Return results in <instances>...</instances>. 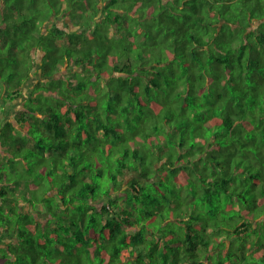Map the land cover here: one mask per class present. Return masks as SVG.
I'll return each mask as SVG.
<instances>
[{
	"label": "trees",
	"instance_id": "1",
	"mask_svg": "<svg viewBox=\"0 0 264 264\" xmlns=\"http://www.w3.org/2000/svg\"><path fill=\"white\" fill-rule=\"evenodd\" d=\"M7 57L0 264H264V0H0Z\"/></svg>",
	"mask_w": 264,
	"mask_h": 264
},
{
	"label": "rangeland",
	"instance_id": "2",
	"mask_svg": "<svg viewBox=\"0 0 264 264\" xmlns=\"http://www.w3.org/2000/svg\"><path fill=\"white\" fill-rule=\"evenodd\" d=\"M58 17H56V18H54L53 17V21L55 22V23H57V25H61V21L62 20H64V19H66L62 14H60V15H57ZM47 25H48V22L47 23H45L44 24V26L43 27H47ZM49 26V25H48ZM50 27V26H49ZM76 27H74L73 26V29H75ZM109 35H110V33H109ZM4 52L5 53H7L8 52V46H5L4 47ZM8 58L9 57H7V59H5V58H3L2 59V63H1V65H0V68H1V74H0V79H2L3 81H4V78H2V77H7V75H9L10 74V65H11V62L8 60ZM35 59H36V61L39 63L40 62V54H38V55H36L35 56ZM37 68H38V66H36ZM67 70H68V68H67V66H64L63 67V69H62V72L64 73V74H67ZM20 71H24L25 73H26V69L25 68H23V67H21L20 68ZM18 72V71H17ZM40 72V71H39ZM39 72H38V74H39ZM22 73V72H21ZM22 74H24V73H22ZM71 73H69V75H70ZM38 75H36V77H37ZM72 76H70V78H71ZM33 80H35V77L33 78ZM77 80V77L75 76V77H72L71 78V82H73V83H75V81ZM33 83V82H32ZM1 84L2 83H0V86H1ZM31 84V83H30ZM28 86H29V84H28ZM27 91V89L25 90V92ZM180 101H178V99H175V97H171V98H167L165 101H164V103H162V104H165L166 106L164 107V108H161V107H159V108H153V111L155 112V114H161V112H162V110H164V109H169L170 107H172V106H178L177 104L179 103ZM15 103H17V102H15ZM2 109L3 108H1V106H0V111H2ZM5 110V109H4ZM16 131V130H15ZM14 131V132H15ZM25 156H24V154L21 156V160L20 161H18V166L20 167V171L18 172V173H16V175H15V181L16 180H18V182L20 181L19 180V178L22 176V175H25L26 177L27 176H29V174H30V172L28 171L29 170V168H31V170H32V172H31V174L32 173H34L36 170H38V168L36 167L37 165H38V163H40V161H41V158L40 157H38V156H36V155H33V156H31V158L30 159H28V161H27V163H26V161H25ZM53 178H55L56 179V183H60V182H62V177L61 176H59V177H57V176H53ZM54 179V180H55ZM39 183V182H38ZM16 184H17V187H14L15 188V191H14V194L16 195V197L18 198V197H20V194H21V200H25L26 198H25V195L27 194V195H30L29 197H32V199H37V198H39V199H41L42 197H44V196H48V195H46L47 193H49V191H48V189L50 188V184L48 183V182H46V181H43L42 182V184L41 185H39L37 188H36V190L35 191H29L28 192V190H23V188L24 189H26V185L25 186H23V185H20V184H18L17 182H16ZM25 191H27L28 193H25ZM9 192H12V190H9ZM16 197H14L15 199L14 200H16L17 198ZM19 198V199H20ZM25 198V199H24ZM19 203H20V201L18 200L17 201V204L19 205ZM51 203L53 204L54 203V201H52L51 200ZM96 205H98L97 203H95ZM31 206V205H30ZM48 206H49V202L47 203V202H45V201H42L41 202V204H37L36 206H31L30 207V209H31V212H33V211H36L35 212V214H36V217L38 218V220H40L41 219V221H43V224L45 223V215H46V213L43 211L45 208H48ZM33 210V211H32ZM29 214H30V212H29ZM28 216H31V215H28ZM22 217H24L25 218V216L24 215H20V216H12V219H14V220H19V218H22ZM12 225V224H11ZM5 232H8L7 231V229H5L4 230ZM8 239H10V237L9 236H7L6 238L4 237V240L5 241H7Z\"/></svg>",
	"mask_w": 264,
	"mask_h": 264
},
{
	"label": "crops",
	"instance_id": "3",
	"mask_svg": "<svg viewBox=\"0 0 264 264\" xmlns=\"http://www.w3.org/2000/svg\"><path fill=\"white\" fill-rule=\"evenodd\" d=\"M23 92L25 93V89H24ZM15 102H17V103H15ZM0 106H1V108H3L2 111H0V123L1 124H4L5 120H10V121H13L14 124L17 126V124L13 120L11 114H12V111L13 110L15 111V109H21V108H23L22 98L20 97V98L14 99L11 102L8 101L7 103H5L3 100L0 99ZM20 185H24V184L20 181ZM19 201H20L19 206H22L24 209H30L31 206L28 203H24L23 201H21V198H20Z\"/></svg>",
	"mask_w": 264,
	"mask_h": 264
},
{
	"label": "clouds",
	"instance_id": "4",
	"mask_svg": "<svg viewBox=\"0 0 264 264\" xmlns=\"http://www.w3.org/2000/svg\"><path fill=\"white\" fill-rule=\"evenodd\" d=\"M39 72V71H38ZM32 78H34L33 76H32Z\"/></svg>",
	"mask_w": 264,
	"mask_h": 264
},
{
	"label": "flooded vegetation",
	"instance_id": "5",
	"mask_svg": "<svg viewBox=\"0 0 264 264\" xmlns=\"http://www.w3.org/2000/svg\"><path fill=\"white\" fill-rule=\"evenodd\" d=\"M61 24H63V22H61Z\"/></svg>",
	"mask_w": 264,
	"mask_h": 264
}]
</instances>
